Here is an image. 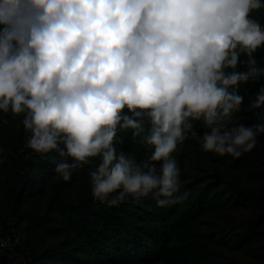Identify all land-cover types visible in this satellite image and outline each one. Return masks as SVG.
I'll return each instance as SVG.
<instances>
[{
    "label": "clouds",
    "instance_id": "clouds-1",
    "mask_svg": "<svg viewBox=\"0 0 264 264\" xmlns=\"http://www.w3.org/2000/svg\"><path fill=\"white\" fill-rule=\"evenodd\" d=\"M262 7V0H0V110H27L22 123L37 153L64 143L59 154L74 159L56 165L64 181L77 162L101 156L89 172L101 203L149 194L160 206L182 202L189 193L179 194L180 169L170 154L192 128L189 117H203L211 131L201 147L220 155L250 152L264 133V124L223 132L225 125H214L243 102L229 87L259 74L255 67L223 69H235L241 52L255 65L264 30L250 13ZM262 106L264 88L251 105ZM125 107L151 118L145 139L154 146L150 160L163 161L159 176L155 165L143 172L117 156V125L142 131L138 120L121 115Z\"/></svg>",
    "mask_w": 264,
    "mask_h": 264
},
{
    "label": "trees",
    "instance_id": "trees-1",
    "mask_svg": "<svg viewBox=\"0 0 264 264\" xmlns=\"http://www.w3.org/2000/svg\"><path fill=\"white\" fill-rule=\"evenodd\" d=\"M250 18L264 30V7ZM252 56L255 65L241 52L235 69H223L226 75L260 71L229 87L243 102L214 122L225 125L221 132L264 124V106L251 107L264 88V46ZM26 114L0 110V264H264V133L250 152L220 155L201 147L204 132L211 131L203 117H189L192 128L170 154L180 169L179 194L188 192L187 199L160 206L149 194L108 205L93 198L89 177L102 157L77 162L64 181L56 165L74 159L59 154L65 148L60 140L48 153L31 149L32 133L22 123ZM125 114L142 131L117 125V156L135 160L143 172L145 164L155 165L159 176L163 161L150 160L154 146L145 139L153 127L147 110L135 117L125 107Z\"/></svg>",
    "mask_w": 264,
    "mask_h": 264
}]
</instances>
